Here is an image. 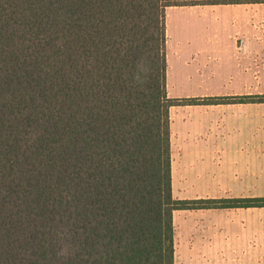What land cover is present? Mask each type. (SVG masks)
Returning a JSON list of instances; mask_svg holds the SVG:
<instances>
[{
    "label": "trees",
    "instance_id": "16d2710c",
    "mask_svg": "<svg viewBox=\"0 0 264 264\" xmlns=\"http://www.w3.org/2000/svg\"><path fill=\"white\" fill-rule=\"evenodd\" d=\"M234 0H0V264H174L166 10ZM243 3H253L244 1ZM213 101V102H211Z\"/></svg>",
    "mask_w": 264,
    "mask_h": 264
},
{
    "label": "rangeland",
    "instance_id": "374dc122",
    "mask_svg": "<svg viewBox=\"0 0 264 264\" xmlns=\"http://www.w3.org/2000/svg\"><path fill=\"white\" fill-rule=\"evenodd\" d=\"M234 2L166 10L168 97L226 103L170 109L174 199L264 197V0ZM208 131L225 133L218 158L207 156ZM217 210L216 227L177 211L174 264H264V208Z\"/></svg>",
    "mask_w": 264,
    "mask_h": 264
},
{
    "label": "crops",
    "instance_id": "0c3cea01",
    "mask_svg": "<svg viewBox=\"0 0 264 264\" xmlns=\"http://www.w3.org/2000/svg\"><path fill=\"white\" fill-rule=\"evenodd\" d=\"M170 125H171V122H170ZM200 135L201 134H199V133L197 134V136H199V138H202L204 136L205 137L204 138L205 139L204 142H207L209 144L210 152L207 154V156H209V157H217L218 158L220 156L219 151H221V148L219 146V143L225 141V140H221L220 137H224L225 133H222V132H219V131H208L206 133V135L205 134H203V136H200ZM172 137H173V134L170 133V138H171V141H170L171 142L170 143V152H171V149H172V157H174L173 156V148L175 147V144H174V141H173V138ZM195 141H198V140L195 139ZM173 164H174V160H171V185H172V194H175L176 192H178V188L177 187L179 185L180 180H177L178 179L177 177L180 176V175H178V171H179L178 170V166L173 165ZM174 175H178V176L174 177ZM216 197H218V196L215 195V194H213V195H207L205 197L204 196H195L192 199H178V197H177L176 200H193V199H200V198H210V199H214ZM178 211H188V210H178ZM192 211L195 212V213L198 212L200 214L201 213L202 214L203 213H206L207 214L206 216H208V217H206V219H207L206 222L208 224H211V227H214L215 226L214 224L217 223V220H214L212 216L214 214H217V212L220 211V210H217V209H207V210H192ZM176 214H178V212L177 211H174V213H173V223H174V225H176V221H175V217H174V215H176ZM200 222L202 223L203 220H200ZM201 226L204 227V225H201ZM208 236H210V235H207L206 237H208ZM189 238H191V237H189ZM189 241H191V240L189 239ZM205 242H207L208 245H210L212 243V240L205 239ZM174 255H175V253H174ZM202 259H203V257H202Z\"/></svg>",
    "mask_w": 264,
    "mask_h": 264
}]
</instances>
